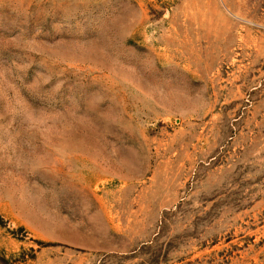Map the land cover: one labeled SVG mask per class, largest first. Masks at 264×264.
<instances>
[{
  "label": "rangeland",
  "instance_id": "374dc122",
  "mask_svg": "<svg viewBox=\"0 0 264 264\" xmlns=\"http://www.w3.org/2000/svg\"><path fill=\"white\" fill-rule=\"evenodd\" d=\"M0 264H264V0H0Z\"/></svg>",
  "mask_w": 264,
  "mask_h": 264
}]
</instances>
